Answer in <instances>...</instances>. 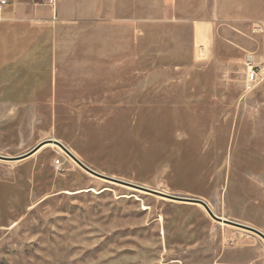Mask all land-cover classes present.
Listing matches in <instances>:
<instances>
[{"label":"rangeland","instance_id":"374dc122","mask_svg":"<svg viewBox=\"0 0 264 264\" xmlns=\"http://www.w3.org/2000/svg\"><path fill=\"white\" fill-rule=\"evenodd\" d=\"M9 4L0 155L56 139L101 176L47 144L0 160V264H264L248 228L264 234V80L244 89V54L264 44L253 21L222 24L232 0H116L95 22ZM195 22L225 37L195 44Z\"/></svg>","mask_w":264,"mask_h":264},{"label":"crops","instance_id":"0c3cea01","mask_svg":"<svg viewBox=\"0 0 264 264\" xmlns=\"http://www.w3.org/2000/svg\"><path fill=\"white\" fill-rule=\"evenodd\" d=\"M114 1L116 0H61L58 6L61 5V12L62 15L65 17L70 16L76 18L79 21L95 22L99 19L101 20L109 17L110 15L109 11L112 10L111 5L114 3ZM9 5L7 7H9ZM235 7H236L235 0H232L233 11L231 14L225 12L218 13L217 18L219 19V21H222V24H226L232 19L233 20L243 19V20H251L253 21V23L256 22L264 23V0H247L246 8H240L237 11L234 10ZM56 9L55 12L52 11L51 9L50 11L49 10L43 11L41 13V16L49 18L51 15V17L55 20ZM223 9L224 8H222V10ZM16 11L20 12L21 7H18ZM216 36L225 37V29L224 28L216 29L213 22L194 23L193 39L195 44L198 45L206 44L207 46H211ZM257 42H261V40ZM262 42L264 43V41ZM246 51L253 52L255 55V60L258 63H262L264 61V44L259 43V46L257 47L256 50L253 51L246 50Z\"/></svg>","mask_w":264,"mask_h":264},{"label":"built area","instance_id":"2783aa9c","mask_svg":"<svg viewBox=\"0 0 264 264\" xmlns=\"http://www.w3.org/2000/svg\"><path fill=\"white\" fill-rule=\"evenodd\" d=\"M61 0H42V2L55 12L56 7ZM9 5V0H0V15ZM253 34H264V23L256 22L251 25ZM243 66L245 70L244 89L247 91L254 89L264 80V61L258 63L255 60L253 52H245L243 58Z\"/></svg>","mask_w":264,"mask_h":264},{"label":"water","instance_id":"95a60500","mask_svg":"<svg viewBox=\"0 0 264 264\" xmlns=\"http://www.w3.org/2000/svg\"><path fill=\"white\" fill-rule=\"evenodd\" d=\"M46 144H54L57 147H59L62 151H64L65 153H67L82 169H84L85 171H87L88 173L95 175V176H101L98 173H96L95 171L91 170L90 168H88L87 166H85L81 161H79L76 157H74L71 152L63 145L61 144L59 141H57L56 139H47L41 143H39L38 145H36L33 149H31L29 152L17 156V157H7V156H2L0 155V160L1 161H7V162H13V161H22L24 159L29 158L30 156H32L33 154H35L39 149H41L44 145ZM188 203H193V204H199L201 207H203L205 209V211L209 214V216L212 219L218 220L220 221L219 217L215 216L209 206L202 200L199 199H190V198H182L179 199ZM228 222V221H227ZM230 224L236 225V226H242L239 225L238 223H234V222H229ZM243 227V226H242ZM250 230L254 231L259 237H261V239H263L264 241V234L261 233L260 231L250 228L248 227Z\"/></svg>","mask_w":264,"mask_h":264},{"label":"bare ground","instance_id":"6f19581e","mask_svg":"<svg viewBox=\"0 0 264 264\" xmlns=\"http://www.w3.org/2000/svg\"><path fill=\"white\" fill-rule=\"evenodd\" d=\"M206 47H208V46H206ZM203 48V47H202ZM201 48V49H202ZM205 48V47H204ZM203 51V50H202ZM245 78V77H244ZM48 146H51V147H55L56 145H54V144H47ZM57 147V146H56ZM59 150H61L59 147H57ZM62 151V150H61ZM63 153H65L64 151H62ZM66 155H68L67 153H65ZM72 154V153H71ZM73 155V154H72ZM74 156V155H73ZM68 157H70L69 155H68ZM74 157H76V156H74ZM70 159H72L71 157H70ZM73 160V159H72ZM74 161V160H73ZM80 161V160H79ZM75 162V161H74ZM76 163V162H75ZM77 164V163H76ZM78 165V164H77ZM203 208V207H202ZM203 210L205 211V209L203 208ZM211 210V209H210ZM206 212V211H205ZM211 212H212V210H211ZM207 213V212H206ZM213 213V212H212ZM208 214V213H207ZM214 214V213H213ZM209 215V214H208ZM215 215V214H214ZM216 216V215H215ZM218 217V216H217ZM219 219H220V221H222L221 223H223V221H225V218L224 217H219ZM220 223V224H221ZM164 233L162 232V235H163Z\"/></svg>","mask_w":264,"mask_h":264}]
</instances>
